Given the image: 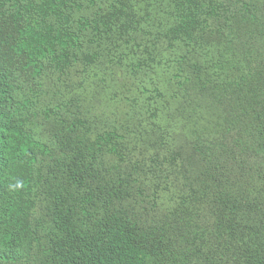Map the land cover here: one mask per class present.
Segmentation results:
<instances>
[{
	"label": "trees",
	"instance_id": "1",
	"mask_svg": "<svg viewBox=\"0 0 264 264\" xmlns=\"http://www.w3.org/2000/svg\"><path fill=\"white\" fill-rule=\"evenodd\" d=\"M0 264H264V0H0Z\"/></svg>",
	"mask_w": 264,
	"mask_h": 264
},
{
	"label": "clouds",
	"instance_id": "2",
	"mask_svg": "<svg viewBox=\"0 0 264 264\" xmlns=\"http://www.w3.org/2000/svg\"><path fill=\"white\" fill-rule=\"evenodd\" d=\"M11 187L14 188V189L15 188H20V187H22V183L18 181L15 185H12Z\"/></svg>",
	"mask_w": 264,
	"mask_h": 264
}]
</instances>
